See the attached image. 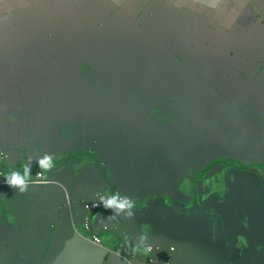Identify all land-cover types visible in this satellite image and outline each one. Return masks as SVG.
I'll return each instance as SVG.
<instances>
[{"label": "flooded vegetation", "instance_id": "1", "mask_svg": "<svg viewBox=\"0 0 264 264\" xmlns=\"http://www.w3.org/2000/svg\"><path fill=\"white\" fill-rule=\"evenodd\" d=\"M47 3L25 23L0 22V57L38 75L37 84L26 82L32 94L27 114L37 123L46 115L52 130L70 123L72 136L79 135L81 121L93 137L125 136L129 120L143 137L166 130L179 139L197 133L207 157L217 156L204 173L214 167L229 177L257 174L264 185V164H257L264 161V136L258 133L264 134V41L257 45L253 25L233 26L231 45L213 19L205 25L150 22L155 5L129 12L122 3L117 10L132 27L119 33L117 22L103 24L105 13L94 16L89 6ZM137 33L148 38H135ZM21 89L20 82L12 85L4 98ZM96 123L101 128L94 134ZM226 139L239 158L219 154L217 141ZM6 152L0 147V156Z\"/></svg>", "mask_w": 264, "mask_h": 264}, {"label": "crops", "instance_id": "2", "mask_svg": "<svg viewBox=\"0 0 264 264\" xmlns=\"http://www.w3.org/2000/svg\"><path fill=\"white\" fill-rule=\"evenodd\" d=\"M48 1L54 2L56 6L67 8L78 6L81 9L89 6L94 16L105 13L102 23L117 22L119 33L130 29L132 24L127 16L117 10V7L124 5L129 12H135L137 8L142 10L151 2V0H0V22L10 26L18 22L25 23L35 15L36 11L40 12L49 5ZM151 5H155L153 6L155 11L152 13L154 18H151L150 22L173 20L178 23H187L185 20H188L195 23L203 20L205 25V19H213V23L221 25L220 31L229 34L226 41H229L231 45L234 42L230 37L233 26L253 25L257 29L255 36L257 45L261 46L264 41V33L260 30L261 27L264 28V0H157ZM81 13L86 17L91 16ZM244 30L245 28L241 29L242 32ZM208 32L212 33V30ZM134 37L148 38L140 33ZM36 77L38 75H29L25 67L12 65L10 60L0 57V147L8 146L9 153L12 154L28 151L35 157L62 156L68 149L79 152L84 148H92L99 154L111 155L110 159L103 156V160L110 162L112 172L121 177L127 189H177L173 196L181 195L189 197V200L194 194L195 186L189 179L193 174L199 173V177L204 176L205 183L202 181L198 197L200 194L204 204L207 202L209 204L203 210L196 207L192 212L190 210L193 204H190L189 208L185 207L184 213L180 215L185 227L176 231L175 234L177 245L182 246L185 251L179 256L176 264H226L222 255L218 253L222 242L221 236L227 232L235 235L236 239H242L239 235L246 231L254 236L255 246L247 253L239 252L234 264H264V189L257 174L255 176L233 172L229 177L228 173L216 172L214 167L204 173V167H207L217 156L207 157L206 152L203 151V139L195 136L197 133L193 136L183 134L179 139L177 136L172 138V133L166 130L143 137L138 132V126L132 125L130 120L126 124L125 136L95 135L93 137L88 131L83 132L84 121L80 122L77 136L69 135L70 123L52 130L47 115L37 123L35 117L27 114L32 94L26 87V82L29 80L32 86V81L35 79L37 84ZM17 79H20L18 82L22 83V89L16 95L22 92L21 95L16 96L12 93L9 99L4 98L10 91V87L18 83ZM58 114L59 110L57 123H60ZM261 125L264 126V124ZM91 126L94 134L100 132V123ZM258 133L264 136L259 130ZM217 142L221 148L219 154L228 153L239 158V150L233 143L227 139ZM196 145L198 150L194 151ZM209 145L211 149H216L212 141ZM193 162H196L195 169H192ZM257 164H264V161L258 160ZM261 174L264 177V169ZM132 192L129 191L128 194ZM18 197H12L11 203L21 201L20 208L24 211L19 213L16 220L26 235L23 241L27 244L28 239L46 231L47 225L43 217L49 215L50 210L53 209L56 199L55 191H50L35 200H29L25 196ZM85 199L93 201L92 198ZM214 202L218 206L216 209ZM241 209L249 215L250 229H247L242 222L240 224L235 220L233 227H229L226 231L218 230L217 211L223 210L225 214H229L232 213L231 211ZM204 216H206V222H204ZM49 219L54 218L51 216ZM196 222L200 225L195 226ZM59 236V242L55 246L57 252L52 264H126L119 256L104 252L102 247L94 243L68 237L65 231H61ZM26 249L27 247H22V250ZM165 249L167 248L161 247L153 252L157 261L152 264H171V258L166 259ZM138 251L139 255L147 253L146 248ZM139 255L136 254V259L132 260L131 264H151ZM0 256L6 259V262L2 264H10L8 254L0 251ZM13 264L16 263L13 262Z\"/></svg>", "mask_w": 264, "mask_h": 264}, {"label": "water", "instance_id": "3", "mask_svg": "<svg viewBox=\"0 0 264 264\" xmlns=\"http://www.w3.org/2000/svg\"><path fill=\"white\" fill-rule=\"evenodd\" d=\"M2 148L7 152L4 157L0 156V180L5 182L0 183V251L10 256V264H52L61 231H65L68 237L82 239L88 243H92L91 236L97 234L101 238V244L98 246L102 247L104 252L119 256L126 264H131L132 260L136 259V254L139 255L138 250L145 248L147 253L140 254L139 257L151 264L156 263L157 258L153 253L155 251L150 253L147 247L167 248L166 259L171 258V264H176L179 256L185 251L182 246L177 245L175 234L185 227L180 215L190 204H193L191 212L196 207L203 210L209 204H204L200 194L198 197V191L204 181V176L199 177V173L193 174L189 179L191 184H195L194 194L189 200V197L173 196L177 189H127L121 177L112 172L110 162L103 160V156L110 159L111 155L99 154L92 148H84L79 152L68 149L65 155L52 156L51 168L39 165L38 161L44 157L42 155L35 157L28 151L12 154L9 153L8 146ZM28 166L31 167V174L24 177V169ZM37 172L41 174L39 178L35 177ZM12 173H20L25 179L24 191L9 186L8 180ZM261 182L264 183L263 176ZM50 191H55L56 199L50 214L43 217L47 229L28 239L26 244L23 241L26 235L16 220L24 210L20 208L21 201L12 204L11 198L25 196L29 200H35ZM129 191L133 192L128 194ZM120 197L129 199L131 207L121 210L115 206H105L110 198L116 200L118 205ZM85 198H92L93 201ZM95 203H99L101 207L87 209L85 206ZM216 208L218 206L215 203ZM231 212H216L219 219L218 230L226 231L233 227L235 220L250 229L247 212L243 209ZM51 216L54 219H49ZM86 220L91 233L83 229ZM199 225L195 223V226ZM239 236L242 239H236L235 235L227 232L221 236L218 253L226 264H234L239 252L247 253L255 246L254 236L249 235L247 231ZM22 247L27 249L22 250ZM151 258L154 262L150 261ZM4 262L6 259L0 256V263Z\"/></svg>", "mask_w": 264, "mask_h": 264}, {"label": "clouds", "instance_id": "4", "mask_svg": "<svg viewBox=\"0 0 264 264\" xmlns=\"http://www.w3.org/2000/svg\"><path fill=\"white\" fill-rule=\"evenodd\" d=\"M2 157H4V156H2ZM52 160H53V157H52V156H50V155H45L41 160L38 161V163H39V165H40L41 167L51 168V167H52ZM30 174H31V167L28 166V167H26V168L24 169V177H28V176H30ZM38 174H39V176H37ZM40 176H41L40 173H37V174L35 175L36 178H39ZM8 184H9V186H11V187H18V188H20V191H24V190H25V186H26V181H25L24 178L21 177L20 173H12L10 179L8 180ZM120 199H124V201L122 202V201H120ZM101 200L103 201V198H102V197H101ZM128 200H129V199H125V198L120 197L119 200H118L120 203L117 205L116 200L110 198V199L105 203V206H106V207H113V206H115V207H118L119 209L123 210V209H125V208H130V207H131V202H130V200H129V201H128ZM95 204H99V203H95ZM95 204H93V205H95ZM93 205H92V206H93ZM99 205H100V204H99ZM85 206H86V208H87V205H85ZM88 206H90V205H88ZM99 207H101V205H100ZM99 207H98V208H99ZM90 208H91V206H90ZM90 208H87V209H90ZM93 209H95V208H93ZM87 221H88V220H86V222H87ZM86 222H85L84 225H83V229H84L86 232L91 233V231H90V226H89V230H86V229H85V224H86ZM88 224H89V223H88ZM93 236L98 237V238L100 239V243H99V244H96V243H94V242L92 241V237H93ZM90 240H91V242L94 243L95 245H100V244H101V238H100L99 236H97V235H92L91 238H90ZM148 248H151V250L149 251ZM159 249H160V247H147V251L150 252V253H151L152 251H157V250H159ZM146 257H148V255H146ZM150 261H151V262H154V259L151 258Z\"/></svg>", "mask_w": 264, "mask_h": 264}, {"label": "built area", "instance_id": "5", "mask_svg": "<svg viewBox=\"0 0 264 264\" xmlns=\"http://www.w3.org/2000/svg\"><path fill=\"white\" fill-rule=\"evenodd\" d=\"M37 176H39V174H38ZM0 183H5V182L0 180ZM120 201L123 202L124 199H120ZM128 201H129V200H128ZM99 206H100L99 204H95V205L91 206V208H98ZM87 208H90V206L87 205ZM85 229H86V230H89V224H88V221H87L86 224H85ZM92 241H93L94 243H96V244H99V243H100V239H99L98 237H95V236L92 237ZM148 250L150 251L151 248H148Z\"/></svg>", "mask_w": 264, "mask_h": 264}]
</instances>
